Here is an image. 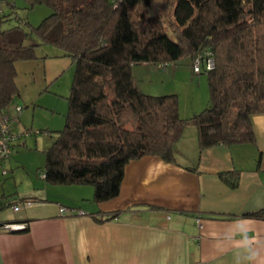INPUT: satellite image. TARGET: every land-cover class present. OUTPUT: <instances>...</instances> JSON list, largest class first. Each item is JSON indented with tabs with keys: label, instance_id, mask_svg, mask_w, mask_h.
<instances>
[{
	"label": "trees",
	"instance_id": "16d2710c",
	"mask_svg": "<svg viewBox=\"0 0 264 264\" xmlns=\"http://www.w3.org/2000/svg\"><path fill=\"white\" fill-rule=\"evenodd\" d=\"M36 1L51 12L29 30L3 28L6 15L0 14V111L21 95L18 62L40 60V46L55 45L73 60L65 126L50 132L48 184L91 186L93 202L112 200L131 161L155 155L176 162V145L189 125L197 129L200 152L257 143L254 117L264 114V0ZM33 34L39 42L27 43ZM208 51L214 68L203 64L196 74L207 75L210 101L191 117L181 116L178 94H150L136 84L135 65L171 66ZM219 177L239 186V170ZM244 217L264 220V208Z\"/></svg>",
	"mask_w": 264,
	"mask_h": 264
},
{
	"label": "crops",
	"instance_id": "0c3cea01",
	"mask_svg": "<svg viewBox=\"0 0 264 264\" xmlns=\"http://www.w3.org/2000/svg\"><path fill=\"white\" fill-rule=\"evenodd\" d=\"M43 5L4 1L3 28L36 26V12L49 14ZM13 18L17 24L7 26ZM142 65L133 68L136 84L156 95L158 90L148 88L146 80L138 85V77L149 78L153 66ZM156 66L171 78L187 77L176 64ZM196 111L185 110L183 116L180 109L183 118ZM254 125L256 144L201 152L196 127L187 126L176 145V162L155 155L131 161L119 196L106 202H93L94 191L78 185L62 186L53 196L46 183L41 193L22 198L32 202L24 205V216L8 219L0 213V264H264V220L244 217L264 208V114L254 117ZM231 170L240 171L235 189L219 177ZM5 202L19 201L0 199V209ZM61 207L85 214L61 213Z\"/></svg>",
	"mask_w": 264,
	"mask_h": 264
},
{
	"label": "rangeland",
	"instance_id": "374dc122",
	"mask_svg": "<svg viewBox=\"0 0 264 264\" xmlns=\"http://www.w3.org/2000/svg\"><path fill=\"white\" fill-rule=\"evenodd\" d=\"M42 7L46 9L45 5ZM50 12L49 10V14ZM42 17L41 13L36 12L32 21L37 25L46 16ZM17 22V19L13 18L7 22V26L16 25ZM26 28L30 29L28 23ZM34 42H39V39L33 34L27 43ZM37 54L41 57L38 61L18 62L17 83L21 95L0 112L9 116V129L14 135L19 136L11 145L9 159L0 166V199L19 201L22 208L20 212H16L13 205H7L5 202L0 213L8 219L24 216L26 207L22 198L29 197L34 192L41 193L46 187L47 182L43 175L47 150L55 140V136H50V132L55 135L65 126L68 96L74 78L73 60L63 56L57 46L42 45L37 49ZM142 64L135 65L134 69H142L144 67ZM176 66L187 71V77L182 75L176 79L171 78L153 64L148 70L149 78L141 75L142 78L138 77V85L141 86L146 80L148 88L154 86L158 90L157 94H165V90L168 93L178 94L183 116L186 114L185 110L191 112L195 108L197 113L201 112L210 101L207 75L204 73L192 75L193 59L189 56L182 58ZM190 76L196 78L194 83L189 82ZM18 106L23 108L21 113L17 110ZM25 133L28 136H25ZM3 170L7 171V175L2 174ZM48 187L49 194L56 196L62 186ZM86 187L94 191L91 186Z\"/></svg>",
	"mask_w": 264,
	"mask_h": 264
},
{
	"label": "built area",
	"instance_id": "2783aa9c",
	"mask_svg": "<svg viewBox=\"0 0 264 264\" xmlns=\"http://www.w3.org/2000/svg\"><path fill=\"white\" fill-rule=\"evenodd\" d=\"M6 1V0H0V14H3V8H2V3ZM114 1H119V0H114ZM205 65L207 70H212L215 66V60L213 57V54L211 52H206L203 55H198L194 60H193V71L194 73H200L202 70V65ZM169 66L168 63H164V64H160L159 67L162 69H166ZM17 110L19 113H21L23 111V108L18 106ZM3 112V111H0ZM9 121L10 118L9 116H5L0 114V166H2L3 162H5L6 160L9 159L10 155H11V145L14 142V140H17V138H19V136L14 135L10 129H9ZM25 136H28L27 133L24 134ZM3 175H7V171L3 170L2 171ZM31 201H25L24 204L26 205H31ZM20 205L21 203L18 202L15 205H13V209L15 211H19L20 210ZM61 213H72L78 210L75 209H70L67 207H61L60 209ZM78 213L80 215H84L85 212L83 211H78ZM199 225H201L200 220H198ZM14 226L16 228H24L23 225H11Z\"/></svg>",
	"mask_w": 264,
	"mask_h": 264
}]
</instances>
